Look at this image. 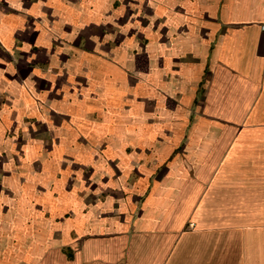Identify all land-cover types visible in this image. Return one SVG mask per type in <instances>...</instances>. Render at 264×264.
Returning <instances> with one entry per match:
<instances>
[{"label": "crops", "instance_id": "crops-1", "mask_svg": "<svg viewBox=\"0 0 264 264\" xmlns=\"http://www.w3.org/2000/svg\"><path fill=\"white\" fill-rule=\"evenodd\" d=\"M0 264H264V0H0Z\"/></svg>", "mask_w": 264, "mask_h": 264}]
</instances>
